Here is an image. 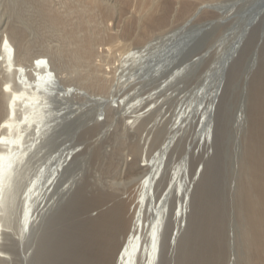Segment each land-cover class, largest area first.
<instances>
[{"label":"bare ground","instance_id":"bare-ground-1","mask_svg":"<svg viewBox=\"0 0 264 264\" xmlns=\"http://www.w3.org/2000/svg\"><path fill=\"white\" fill-rule=\"evenodd\" d=\"M26 1L33 20L69 38L76 69L63 74L56 47L30 50L26 19L1 23L0 264H173L184 228L189 242L175 264H235L234 251L225 258L235 237L226 232L227 176L221 156L207 161L226 138L227 83L234 89L247 54L237 130L246 113L259 138L251 134L237 162L238 241L248 249L243 264H264V0ZM205 10L219 18L177 36L155 33L170 14ZM94 13L122 22L137 45L96 49L104 32L121 36L95 25ZM235 24L209 66L201 47ZM87 160L95 170L79 176Z\"/></svg>","mask_w":264,"mask_h":264},{"label":"rangeland","instance_id":"rangeland-1","mask_svg":"<svg viewBox=\"0 0 264 264\" xmlns=\"http://www.w3.org/2000/svg\"><path fill=\"white\" fill-rule=\"evenodd\" d=\"M210 1L212 2V0H210ZM210 1H208V2H210ZM213 1L214 2H218V1H224V0H213ZM26 2H27L26 0H0V26H1V23L5 22V21L10 22V24H12L13 22L15 24L16 23L18 24L19 18H23V20L26 19L27 25L25 24V26H24V27H26V37L25 38H26V41L28 43L29 49L30 50L32 49V50L35 51V49L36 50H48L49 48L51 49L52 47H56L57 50H58L57 51L58 56H59V58H60V60H61V62L63 64V66H62L63 74L67 75V73L69 72L68 70H70V69L72 70V68L76 69L75 60H71L70 61L69 60L68 51L64 50L65 48H68L69 38L64 34V32H62L60 30H57L54 27L50 26L48 21H45L46 22L45 23L43 21L42 22H40V21L37 22L38 19L37 20H33V19L36 18V15H35L36 13H35L34 7L29 2L28 3H26ZM52 2L56 3L57 1L56 0H52ZM211 14H213V15H211ZM94 15H95V21H96L95 25L100 24V26H102L104 24V25H106V27L107 26L108 27L112 26L113 29L110 30L111 32H119L120 33V31H122V28H123L122 27V25H123L122 22L120 23V25L115 26V25H112V23H111L112 20L111 21L110 20L109 21H105L104 19H100L99 16L96 13H94ZM196 15H191V14L188 15L187 14V15L182 16V15H177V14L176 15L175 14H170L168 22L165 25H163L161 28H159L158 31L155 30V33L157 35H164V34L170 35V34H173L174 36H177V35H179L180 33L184 32V31L199 27V26L203 25L204 23H206L209 20H217L219 18V15L217 13H214V12H212L210 10H205L204 12L198 13V15H199V16L197 15L198 17ZM185 17H186V19H185ZM27 18H29V19H31L33 21L28 22ZM70 18H71L70 21H72V22L76 19L75 15H73V14L70 15ZM180 18H181V20H180ZM100 20H101V22H100ZM183 20L186 21V22H184ZM168 23H169V25H168ZM36 24H38V25L36 26ZM28 25H30V26L28 27ZM120 27H122V28H120ZM180 29H182V30H180ZM238 29H239V24L227 26L224 30H222L220 36L218 34L207 45H204V47H201L202 49H200L201 50L200 53L203 54L204 52L207 51L209 53V57H211L209 59V62H210L209 66L214 65L215 59H216V57H218V53H222L223 51H225L227 49L228 45L231 43V41L233 40L234 36L238 32ZM108 33H109V31L103 33V40H101V42L100 41L97 42V45H96L97 48L96 49L100 50V49L105 48V47L106 48L107 47H111L118 54L119 52H124V51H127L128 49L134 48L137 45V43L132 38L133 36L132 37H127V36H123L121 33H120V36H121L120 38H118L116 40H107L106 38H107ZM259 33H260V31H259ZM2 34H3V32L1 31V28H0V35H2ZM33 34H36V35H33ZM204 34L205 33L201 34L199 37H197L194 40H192L193 42L191 41L190 44L191 45L193 44L194 46H196V45L198 46V41H199V39H201L203 37ZM0 40H1V37H0ZM260 43H262L260 45H262V51H263L264 50V43L263 42H260ZM47 45H49V46H47ZM209 46H210V49H209ZM218 47H220V48H218ZM60 48L63 49V50L60 51ZM246 56H245V60H244L245 62H244V65H243V69L241 70V73H240L239 77L237 78L236 85L234 84L235 85L234 89H231V87H230L231 85H230L229 82L227 83L228 85L226 84L227 85L228 95H229V97H231V98H228V101H230L229 102V106L230 107H229V110L227 112V128H226L227 135H226V138H225V140L223 142L222 148H221V145H219V143H217L216 140L214 141L213 150L209 152V155H208L209 160L207 161V164H210L214 159H217V158H219L221 156L220 158H222V161L219 160V162L221 164V167H223L222 168V177L223 176H227V184H226L227 187L225 186V190H227V188H228V190L226 191L225 198L229 197L228 199L226 198V201L227 202L229 201L227 203L228 205L227 204L226 205H227L228 213H229L228 214V223H227V225L228 224H230V225H228L229 227L227 226L226 232L228 233V230L232 229V231L230 230V232L233 233L235 237H234V242L232 244L233 246L230 247V245H228L229 248L227 249V252L225 253V258H227L228 254L230 253L229 251H232V252L234 251L233 253H234L235 259H236L235 264H239V263L243 264V256L246 253L245 251H248L247 246L245 244H243L244 242L243 241H241V242L238 241L239 239H241L240 235L238 233V232L241 231V228H240V225H239V218L237 217V202L239 200L238 197H240V196L237 193L238 192L237 189H235V187H234L236 185V183H237V180H238L237 176H238V172H239L238 171L237 162H239V160L242 159V154L244 153V149L246 147L245 146L246 145V140L249 137L250 138L248 140H251V137H252V135L254 133L256 134V136L254 135V138L257 137V134H258L257 133L258 126H256L257 130L255 129V132H253V134L250 131L249 119H247L246 113L243 114V120L239 119V124L241 122V127H239L240 131L237 130L238 129V119H237L238 104L240 105L239 100H241L243 98L242 95H241L242 94L243 80H244V77H245L246 70H247V68H248V66L250 64V60H252L250 58V54H247ZM263 56H264V51H263ZM212 61H214V62H212ZM255 67H257V66H255ZM81 68H83V67H81ZM259 69L260 68H258L256 70L259 71ZM203 72H204V70H203ZM257 72H254V74L252 75V77H251V79L249 81V82H251V84H252V82L254 83L255 80H253V77L255 75H257ZM201 75H202V73H201ZM68 76H69V73H68ZM190 83L187 84L188 87L186 85V89L189 88V87L190 88L194 87L195 85H198V83L200 84L201 80H200V78L198 76L195 80H193ZM229 89L232 90V91H230ZM243 94L245 95V91H244ZM242 123H244L243 126H242ZM246 134H249L250 136L246 135ZM245 136H246V138H245ZM244 138H245V140H244ZM258 138H259V136L257 137V140H258ZM66 139H67V142L71 143V144H74V143L76 144V142H78L76 137L74 138L75 140L74 139L72 140L71 138L70 139L66 138ZM82 146H84V144H78L79 148H81ZM91 163L92 162H89L87 160V161L84 162L83 169L82 168L79 169V167H78V169L76 171L79 172L78 173L79 176L85 174L86 172L92 173L95 170V166L96 165L94 163H92V165H91ZM222 164H223V166H222ZM75 165H76V163L73 164V162H72V163L69 164V168L73 169V167H74V169H75V167H76ZM198 170H200V167L198 168ZM198 177H199V171L196 173V175L194 177L195 181H197ZM222 177H221V179H222ZM216 186L219 188L221 186V183L216 184ZM233 188H234V190H233ZM232 192L234 194H232ZM236 195H237V197H236ZM231 197H232V199H231ZM230 206H232V207H230ZM230 213H232V215H234V216H232ZM64 224L65 223L63 222L61 224H58L57 226L62 225V226H59V229H60L61 227L62 228L64 227ZM184 229L181 230V233H182L183 236H180L181 239L179 238L178 244L175 247V251H176L174 253V259L175 260H176V257L178 255V252L180 251V249L185 247V245L188 244V242H189V237H188V234H187L188 231L184 230ZM227 233H226V238H227ZM225 244L227 245V241L225 242ZM239 245H241V247ZM245 247H246V249H244ZM236 257L239 258V259H237ZM174 259H173V264H175V260Z\"/></svg>","mask_w":264,"mask_h":264}]
</instances>
